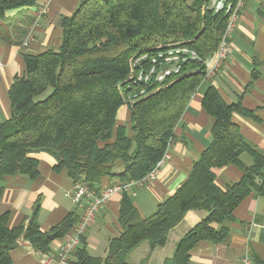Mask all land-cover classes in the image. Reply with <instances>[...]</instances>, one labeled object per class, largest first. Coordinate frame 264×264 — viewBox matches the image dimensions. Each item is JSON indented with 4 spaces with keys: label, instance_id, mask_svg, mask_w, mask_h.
I'll return each instance as SVG.
<instances>
[{
    "label": "trees",
    "instance_id": "trees-1",
    "mask_svg": "<svg viewBox=\"0 0 264 264\" xmlns=\"http://www.w3.org/2000/svg\"><path fill=\"white\" fill-rule=\"evenodd\" d=\"M38 1L0 0V20L8 11L33 7ZM209 2L82 0L71 17L63 18L57 50L24 56V74L15 77L8 92L11 118L0 120V180L15 175L35 178L38 161L30 157L34 153L51 155L58 163L57 171L65 170L75 185L82 183L96 194L106 176L121 183L145 177L174 139L175 128L203 81L205 65L190 60L180 75L136 97L143 84H134L138 71L132 61L176 46L194 50L202 60L214 54L227 17L209 9ZM202 104L215 120L212 141L187 180L147 218L123 193L118 217L122 231L111 239L107 256L92 257L83 244L70 264H131V253L148 243L150 252L140 263L147 264L189 211H205L206 216L163 263L190 264L191 251L200 242L227 240L225 223L248 196L264 197V155L244 139L233 121L235 113L255 116L241 102L227 103L213 86L205 92ZM125 105L131 126L118 124L119 110ZM244 153L252 157L251 166L241 161ZM117 162L123 163L120 173H114ZM229 165L240 168L242 177L223 190L216 184L215 170ZM38 209L16 227L10 224V212L0 215V264H13L11 252L21 238L48 253L52 243L71 234L80 219L70 212L43 232ZM213 224L222 227L215 229Z\"/></svg>",
    "mask_w": 264,
    "mask_h": 264
},
{
    "label": "crops",
    "instance_id": "crops-1",
    "mask_svg": "<svg viewBox=\"0 0 264 264\" xmlns=\"http://www.w3.org/2000/svg\"><path fill=\"white\" fill-rule=\"evenodd\" d=\"M82 0H39L36 5L8 11L0 20V120L11 118L8 92L16 76L25 71V55L57 50L62 42V20L71 17ZM233 51L222 68L192 94L188 107L174 131L169 158L161 165L157 178L135 186L128 194L142 218L153 215L158 205L172 195L189 177L194 163L212 141L214 118L203 107L207 89L215 87L229 104L241 102L255 117L233 115L244 139L264 155V0H247L240 12L231 38ZM256 73V78H253ZM118 124L131 126L128 106L118 113ZM38 161V175L7 176L0 180V215L10 212V224L18 226L39 206L38 220L49 232L70 212L82 215L83 205L73 201L74 182L65 170L57 171V161L47 153L31 154ZM246 166L253 164L248 154L241 156ZM123 171L117 162L114 173ZM216 184L223 190L240 181L242 172L235 165L215 170ZM106 176L101 189L120 184ZM122 194L114 195L99 213L95 224L81 238L90 256L105 258L111 239L121 234L118 217ZM205 211H189L173 228L164 247L153 251L147 264H163L171 257L181 238L204 217ZM229 236L223 243L200 242L192 251L190 264H241L250 257L252 264H264V197L252 193L225 223ZM213 228L222 226L213 224ZM69 234L55 240L48 253L36 250L21 238L11 252L13 264H45L66 243ZM150 252L143 243L129 256V263L140 264ZM75 258H71L70 262ZM69 262V264H70Z\"/></svg>",
    "mask_w": 264,
    "mask_h": 264
},
{
    "label": "built area",
    "instance_id": "built-area-1",
    "mask_svg": "<svg viewBox=\"0 0 264 264\" xmlns=\"http://www.w3.org/2000/svg\"><path fill=\"white\" fill-rule=\"evenodd\" d=\"M246 1L247 0H210L209 9L213 10L214 13H224L227 17V24L218 49L205 60H202L194 50L186 46H176L158 50L152 56L145 54L133 60L132 66L138 71L134 84H143V87H141L140 92L136 94V97L138 94L145 95L148 88H154V86L163 83L166 79L180 75L183 64L190 60L203 62L205 65V76L202 83L211 80L216 73L220 71L224 62L233 51L231 42L232 33ZM145 62L148 64L145 65ZM172 144L173 140H170L163 158L142 179L109 186L102 189L99 194H96L82 183L74 185L72 198L78 205H83L82 215L73 227L66 243L60 247L59 251L54 256H48L45 264H69L73 253L81 245V238L95 224L99 213L108 201L116 194H133L132 189L135 186H143L155 180L159 174L161 165L169 158ZM241 264H252L251 258L245 257L241 261Z\"/></svg>",
    "mask_w": 264,
    "mask_h": 264
}]
</instances>
